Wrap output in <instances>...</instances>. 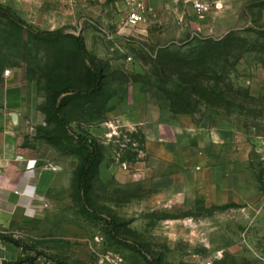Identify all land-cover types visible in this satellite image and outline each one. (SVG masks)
Instances as JSON below:
<instances>
[{
  "label": "rangeland",
  "instance_id": "1",
  "mask_svg": "<svg viewBox=\"0 0 264 264\" xmlns=\"http://www.w3.org/2000/svg\"><path fill=\"white\" fill-rule=\"evenodd\" d=\"M195 1L154 0L132 29L124 0H80L78 9L74 0H0L36 30L83 36L105 77L95 97L61 96L93 83L74 39L41 41L0 17V107L7 99L21 114L23 145L48 172L45 213L0 227L9 264H264L262 8L217 38L204 27L219 23ZM230 33L238 41L226 85L240 92L237 107L172 114L147 78L159 51L198 53L203 39ZM55 103L72 134L99 149L87 194L77 173L88 152L61 129Z\"/></svg>",
  "mask_w": 264,
  "mask_h": 264
},
{
  "label": "trees",
  "instance_id": "2",
  "mask_svg": "<svg viewBox=\"0 0 264 264\" xmlns=\"http://www.w3.org/2000/svg\"><path fill=\"white\" fill-rule=\"evenodd\" d=\"M0 17L7 19L20 29L28 30L41 41L74 39L77 56L87 67L93 83L87 90H80L72 86L64 88L61 91V96L89 99L97 96L104 88L105 77L94 64L90 63L83 36L67 34L68 28H61L56 31L36 30L1 3ZM234 36V33H230L222 40L203 39L198 53L185 55L181 52H173L172 49L174 48H165L159 51L156 59L152 61V75L147 76V78L150 80V87L166 97L167 108L172 114L192 115L199 112L200 107L207 109L237 107L236 97L240 92L226 85L230 71H232L230 67H234L230 60L234 58L233 51L237 50L236 42L238 40ZM244 94L247 98H252L249 92ZM53 114L61 129L69 134L68 137H75L77 145L88 152L77 173L78 187L81 192L87 194L90 175L97 164L99 151L97 144L84 135L72 134L69 121L62 115V109L58 103H55L53 107Z\"/></svg>",
  "mask_w": 264,
  "mask_h": 264
},
{
  "label": "crops",
  "instance_id": "3",
  "mask_svg": "<svg viewBox=\"0 0 264 264\" xmlns=\"http://www.w3.org/2000/svg\"><path fill=\"white\" fill-rule=\"evenodd\" d=\"M75 7L81 8L82 2ZM73 2V1H72ZM210 6L208 16L219 25L209 24L204 27L208 37L223 38L245 22L249 8H262L261 21L264 23V0H196ZM154 4V1L152 2ZM125 6V4H124ZM207 17V16H206ZM203 32V29H200ZM9 103V102H8ZM17 115V122L14 120ZM22 116L13 111L7 99L0 107V227H9L17 215L24 223H29L45 211L40 208L43 202L48 203L46 193L41 190V176L45 169L38 168V161L32 158L30 149L23 145L20 129ZM11 257L0 250V264H9Z\"/></svg>",
  "mask_w": 264,
  "mask_h": 264
},
{
  "label": "built area",
  "instance_id": "4",
  "mask_svg": "<svg viewBox=\"0 0 264 264\" xmlns=\"http://www.w3.org/2000/svg\"><path fill=\"white\" fill-rule=\"evenodd\" d=\"M154 0H124L126 12V26L128 28H138L142 25L147 18V14L152 9V2ZM169 1V0H166ZM194 9L198 14H207L211 8L203 3L195 2ZM9 73V72H8Z\"/></svg>",
  "mask_w": 264,
  "mask_h": 264
},
{
  "label": "water",
  "instance_id": "5",
  "mask_svg": "<svg viewBox=\"0 0 264 264\" xmlns=\"http://www.w3.org/2000/svg\"><path fill=\"white\" fill-rule=\"evenodd\" d=\"M13 117H14L15 122H17V118H18L17 115H14Z\"/></svg>",
  "mask_w": 264,
  "mask_h": 264
}]
</instances>
